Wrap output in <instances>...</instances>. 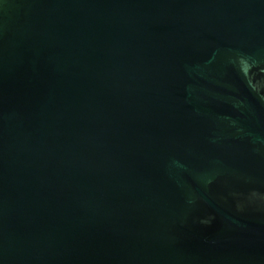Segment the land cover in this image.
<instances>
[{"label":"water","instance_id":"obj_1","mask_svg":"<svg viewBox=\"0 0 264 264\" xmlns=\"http://www.w3.org/2000/svg\"><path fill=\"white\" fill-rule=\"evenodd\" d=\"M0 264H264V0H0Z\"/></svg>","mask_w":264,"mask_h":264}]
</instances>
